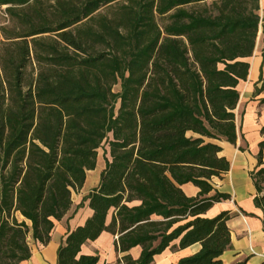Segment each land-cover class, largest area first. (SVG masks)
Listing matches in <instances>:
<instances>
[{"label":"trees","instance_id":"trees-1","mask_svg":"<svg viewBox=\"0 0 264 264\" xmlns=\"http://www.w3.org/2000/svg\"><path fill=\"white\" fill-rule=\"evenodd\" d=\"M0 9V264L28 260L30 235L50 242L102 148L100 182L77 207L93 213L60 245L58 264H101L81 251L103 232L115 237V264H153L196 243L173 264H223L232 215L204 214L231 198L208 196L230 162L210 140L237 144L260 0H0ZM260 134L251 176L264 209V125Z\"/></svg>","mask_w":264,"mask_h":264},{"label":"crops","instance_id":"crops-1","mask_svg":"<svg viewBox=\"0 0 264 264\" xmlns=\"http://www.w3.org/2000/svg\"><path fill=\"white\" fill-rule=\"evenodd\" d=\"M260 7L264 9V0H260ZM263 29L264 20L262 18L254 54L248 58L250 62L248 79L241 81L238 86L241 97L237 108L246 103L250 97L254 96L255 84L259 80L261 73L263 72L264 74ZM263 97L264 95L261 98ZM263 125L264 110L262 114H258L256 108L251 106L244 114L242 120V133L246 140L244 146L242 144L244 141L243 135L241 136L240 132L236 145L225 140H210L222 147L220 156L226 157L230 162V170L221 179L213 178L211 180L214 190L208 196L218 191L229 194L231 198L215 203L204 214V216L212 218L224 211H229L232 215L228 221L231 246L221 256L223 264H235L242 260H247V264H261L264 262V209L255 203L254 199L257 191L251 176L252 171L258 165V154L260 151L258 144L262 140L260 130ZM241 146L244 150L240 149ZM104 166L95 180L96 185L91 189L89 188L90 190H87L86 195L98 186ZM89 181V175H87L86 182L81 190L82 192L89 185ZM182 189L190 197L197 196L200 191L193 183L182 185ZM92 213V209L88 207V202H86L85 207L72 218L68 216V213L61 221H56L51 240L46 245L36 242L30 235L28 243L31 247L32 255L28 260L22 261L20 264H58V249L60 245L65 241L69 232L77 226L83 225ZM109 220L110 218H108ZM28 223L30 224V222ZM114 240L115 237L112 234L103 232L97 240L84 244L81 253L98 254L101 264H115L121 255L115 250ZM174 244H178V241H175ZM200 248V243L193 244L185 249L167 248L164 252L155 256L153 264L176 263L180 258L198 252ZM131 253L134 257H138L140 248L136 247L132 249Z\"/></svg>","mask_w":264,"mask_h":264},{"label":"rangeland","instance_id":"rangeland-1","mask_svg":"<svg viewBox=\"0 0 264 264\" xmlns=\"http://www.w3.org/2000/svg\"><path fill=\"white\" fill-rule=\"evenodd\" d=\"M4 9H0V24H6L8 21H7V16L5 15ZM260 15H261V18H264V9H261L260 11ZM120 90V87L117 86L116 87V91H119ZM263 95L259 96V97H250L248 99V101L244 104H242L241 106H239L236 111H235V114H236V122H237V125L239 127V132L241 134V136L243 135L242 133V120H243V117H244V114L248 111V109H250V107H255L256 108V111L258 114H262L263 113V110H264V106L260 105L259 103V99L262 97ZM243 137V146L245 145V137L244 135L242 136ZM242 147V146H241ZM105 148H102L99 150V158H98V165H97V169L95 171H92V172H88V175H89V185L86 187L85 191H80V192H74L73 193V200H74V205L71 209V211L69 212L68 216H70V218H72L76 213L80 212L82 210V208H79L77 209L78 205L81 203L82 199L84 196H86L87 194V190H90L92 187H94L96 185V178L98 177L100 171H101V168L105 165V155H104V150ZM90 188V189H89ZM86 205V203H85ZM84 208V207H83ZM21 218V217H20Z\"/></svg>","mask_w":264,"mask_h":264}]
</instances>
